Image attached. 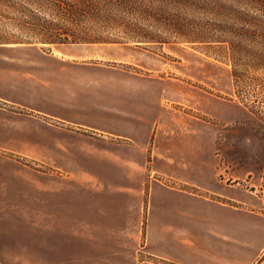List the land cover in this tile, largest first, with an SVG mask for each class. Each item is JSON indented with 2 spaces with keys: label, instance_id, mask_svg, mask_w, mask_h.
<instances>
[{
  "label": "crops",
  "instance_id": "0c3cea01",
  "mask_svg": "<svg viewBox=\"0 0 264 264\" xmlns=\"http://www.w3.org/2000/svg\"><path fill=\"white\" fill-rule=\"evenodd\" d=\"M65 51L43 55L33 77L0 68V264H264V211L224 200L194 156L151 150L150 128L135 147L129 115L88 101ZM160 157L178 180L216 188L152 175Z\"/></svg>",
  "mask_w": 264,
  "mask_h": 264
},
{
  "label": "rangeland",
  "instance_id": "374dc122",
  "mask_svg": "<svg viewBox=\"0 0 264 264\" xmlns=\"http://www.w3.org/2000/svg\"><path fill=\"white\" fill-rule=\"evenodd\" d=\"M31 7L34 12L0 3V35L32 41L8 42L29 45L22 47L0 45V68L12 71L2 75L31 77L43 55L65 47L64 54H55L79 61L72 65V79L86 77L87 100L129 115V125L137 129L135 147V140H144L150 128L144 142L151 150L169 154L173 149L194 156L207 166V178L213 173L224 183V200L264 209V68L242 66L244 74L238 78L231 57L218 45L181 40L156 26L151 27L172 41L42 44L35 25L38 18L51 15ZM110 34L122 36L118 31ZM245 137L251 138L247 145ZM102 150L111 154L109 142ZM87 166L106 174L124 171V165L110 163ZM150 167L152 175L172 185L207 193L215 187L198 189L178 180L173 175L176 165L166 157L153 159Z\"/></svg>",
  "mask_w": 264,
  "mask_h": 264
},
{
  "label": "trees",
  "instance_id": "16d2710c",
  "mask_svg": "<svg viewBox=\"0 0 264 264\" xmlns=\"http://www.w3.org/2000/svg\"><path fill=\"white\" fill-rule=\"evenodd\" d=\"M0 3L33 12L31 5H34L48 12L51 17L38 18L35 25L42 44L171 42L170 37L151 27L156 26L181 40L218 45L231 57L233 73L238 78L243 77L242 66L264 68V0H0ZM111 31L122 36L115 37ZM8 42L32 44L0 35V45L12 44Z\"/></svg>",
  "mask_w": 264,
  "mask_h": 264
},
{
  "label": "clouds",
  "instance_id": "9594fccd",
  "mask_svg": "<svg viewBox=\"0 0 264 264\" xmlns=\"http://www.w3.org/2000/svg\"><path fill=\"white\" fill-rule=\"evenodd\" d=\"M250 141H251V138L250 137H245L244 138L245 145H247L248 143H250Z\"/></svg>",
  "mask_w": 264,
  "mask_h": 264
}]
</instances>
